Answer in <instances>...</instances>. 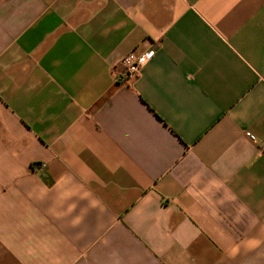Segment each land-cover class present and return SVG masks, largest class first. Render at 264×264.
Returning a JSON list of instances; mask_svg holds the SVG:
<instances>
[{"label":"crops","instance_id":"1","mask_svg":"<svg viewBox=\"0 0 264 264\" xmlns=\"http://www.w3.org/2000/svg\"><path fill=\"white\" fill-rule=\"evenodd\" d=\"M262 147L264 0H0V264H264Z\"/></svg>","mask_w":264,"mask_h":264},{"label":"built area","instance_id":"2","mask_svg":"<svg viewBox=\"0 0 264 264\" xmlns=\"http://www.w3.org/2000/svg\"><path fill=\"white\" fill-rule=\"evenodd\" d=\"M152 56L153 52L150 51L138 56L130 53L123 57L120 61V66L122 68L120 82L122 84H129L136 80L141 68ZM250 139H252V137H250ZM262 149L264 150V147H262Z\"/></svg>","mask_w":264,"mask_h":264}]
</instances>
